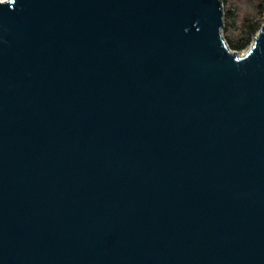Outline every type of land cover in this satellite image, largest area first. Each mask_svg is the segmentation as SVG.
<instances>
[{
	"label": "water",
	"instance_id": "95a60500",
	"mask_svg": "<svg viewBox=\"0 0 264 264\" xmlns=\"http://www.w3.org/2000/svg\"><path fill=\"white\" fill-rule=\"evenodd\" d=\"M221 0H0V264H264V24Z\"/></svg>",
	"mask_w": 264,
	"mask_h": 264
},
{
	"label": "rangeland",
	"instance_id": "374dc122",
	"mask_svg": "<svg viewBox=\"0 0 264 264\" xmlns=\"http://www.w3.org/2000/svg\"><path fill=\"white\" fill-rule=\"evenodd\" d=\"M221 8L222 37L231 51L242 54L264 24V0H221ZM246 39L243 47L235 48Z\"/></svg>",
	"mask_w": 264,
	"mask_h": 264
},
{
	"label": "trees",
	"instance_id": "16d2710c",
	"mask_svg": "<svg viewBox=\"0 0 264 264\" xmlns=\"http://www.w3.org/2000/svg\"><path fill=\"white\" fill-rule=\"evenodd\" d=\"M247 38L249 39V37H247ZM248 39H246L245 41H243L242 44L236 45L235 48L243 47L248 42Z\"/></svg>",
	"mask_w": 264,
	"mask_h": 264
}]
</instances>
